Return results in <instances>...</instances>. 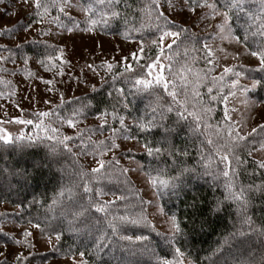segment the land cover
Returning a JSON list of instances; mask_svg holds the SVG:
<instances>
[{
    "label": "snow or ice",
    "instance_id": "snow-or-ice-1",
    "mask_svg": "<svg viewBox=\"0 0 264 264\" xmlns=\"http://www.w3.org/2000/svg\"><path fill=\"white\" fill-rule=\"evenodd\" d=\"M24 3L28 5L33 14V20L23 30L25 32L31 30L34 25H41L40 34L48 36L51 32L50 25L55 24L57 28L65 30L69 33L77 30L85 33L94 32L97 27H106L110 20L118 18L120 12L116 10V6L121 3V0H24ZM179 5V11L177 7ZM250 5L252 7H250ZM253 8L255 10H253ZM53 10L56 15L53 16ZM78 11L83 15L82 21H77L71 14L72 11ZM142 14L141 28L137 31L141 32V39L139 46L136 50L130 54L122 56L121 60H115L109 62L107 60L102 61L98 66L88 64L87 68L93 70L94 74L99 75L96 72V68H102L107 74L112 77V85L117 93V100L120 103L121 110L128 108V93L124 88H115L117 80H126L130 84L128 90L129 93L133 89L136 93L145 92L149 95H153L157 92V89L162 90L167 96L172 98L173 103L178 107L176 109L177 115L186 119L185 113L188 112V92L189 87L192 88L194 97L200 98V92L197 90L202 80L207 79L211 72L214 71V67L208 68L201 77L200 72L195 73V81H190L189 77L193 74V68L190 67L187 62L180 65L179 69L174 71V47L184 45V57L189 55V52H197L196 45L200 43V37L198 34L191 30L193 25L186 27V21L177 22L175 17L182 14L197 13L196 19L201 22L218 21L213 27L214 36L213 39H219L220 41L227 40L229 43L235 42L236 44L243 43L247 54L254 57L258 61L260 70L264 71V0H147L141 9ZM246 17L244 23L240 26V30L243 32V36L237 35V28L234 27V20H238L240 16ZM61 17L68 20V23L72 26L69 27L63 22ZM83 25V27H81ZM48 28V31H44ZM147 30L154 37L147 44L142 36V32ZM4 33H12L13 29L5 27L2 30ZM125 39L131 36V32L123 33ZM46 43V41L44 42ZM50 49L57 53V55H47L45 58L38 61V63L45 67L46 70L55 68V75L63 76V65L70 63L64 57V49L56 48L55 45H47ZM20 48L21 45H16ZM0 49L7 52L8 55L0 54V73H6L7 68L3 65L12 61L15 63V53L11 48L6 45H0ZM202 51L205 53V63L207 65H215L217 63L216 52H224L223 48H216L214 52L213 46L205 42L202 45ZM179 55V53H176ZM227 59V56L223 57ZM237 58L236 56L232 57ZM131 61L132 63H129ZM163 61H167L164 63ZM123 63V72H119L117 65ZM25 65L28 60L25 58ZM133 64L136 67H133ZM165 71L169 73V76H165ZM233 72L236 79L231 81L229 85L230 91L227 95H212L213 88H208V94L211 100L215 101L219 99L225 104L224 109V121L226 127L219 129L227 134L228 139L224 143L217 144L212 139H207L206 143L212 145L214 153L212 155H205L202 150L199 151L200 161L198 163L203 166V175L210 176L214 180H218L220 175L229 178L238 175V170L242 165L249 163L246 159H241L237 152L245 150L247 141L253 136V134H264V123L259 124L257 127H253L248 136L239 135L238 132L229 123L232 117L229 115V109L227 107L229 96L235 97L236 91L231 89H239L242 93H247L248 87L241 86L239 78L242 75L241 72H235L234 68L225 67L223 73L219 76H211V83L214 85L217 81H223L224 75ZM15 75V72L12 73ZM29 75H33L29 73ZM177 80L180 81L181 89L184 91V100L178 99ZM102 84L107 81L101 77ZM0 83L6 84L11 87V81L4 79L0 75ZM43 83L47 88V91L52 92L55 89L56 81L54 79H44ZM258 85H262L261 81H253L251 87L256 88ZM93 91H96L95 86H92ZM223 89H220L222 92ZM4 95L0 92V98ZM15 95V91H10L9 96ZM108 95H112L111 92ZM61 104L56 105V109H60L64 103L63 93H60ZM79 99V98H76ZM163 97L155 95L153 105H150L152 119L148 120L144 117H138L134 119V126L139 132H147L152 127L156 126L157 108L161 107ZM51 103V101H45ZM245 103L255 106V101H245ZM260 106L264 107V101H260ZM180 109H183L181 111ZM91 110V102L81 103L80 107L73 108L68 114H63L61 111H44L35 113L37 121L31 119L14 118L15 123L22 125H32L38 129L44 130L46 133L51 131L53 135L47 136V140H55V145H47L49 153L55 158L61 149L71 151L70 142L73 140L79 141L78 149L81 155H92L94 158L99 157L96 161L97 167L91 168L90 172H79L75 175L74 180H79V183H73L71 187H61L59 191L55 193L52 198V204L50 209H55L53 215L48 216L42 221L34 218L27 219L26 223L28 227L21 226L15 231H5L3 226H0V237L4 238L0 240V264H31L30 256L35 257V253L31 250L35 247L34 235L32 230H39L42 235L46 236L47 242L53 245V251L60 250V243L62 236L65 232L72 236L80 238L84 248H88L89 244H92L94 252L97 257L96 264H103L102 254L107 252L109 256L112 255V249L114 245L119 242H128L130 247L125 248L127 255L118 260L117 264H141V261L137 259L138 255L147 254L149 257L155 256V260L152 264H184L183 253L179 247H174L177 237L182 233L180 222L176 215H168L162 206L156 201V207L160 215L167 217V223L170 225L169 233L166 235V243L172 247L173 257L171 259L161 256H157L154 249H149L146 245L138 251L134 250L131 245L136 242H147L148 236L137 235L135 237L131 235H122L121 233L127 231V225H141L151 228L155 231V225L148 219L144 213V205H152L153 201L143 200L141 198V215L133 218L128 214H117L113 211L117 200L127 201L124 196H116L112 200H106L102 197L107 195L102 188L95 187V184H99L100 181H93L91 178L99 176L106 170L109 165H119V160L113 155L110 160H106L105 156L112 153L115 149L120 148V144L116 141L122 137L124 140L136 139L131 134L132 126L126 123L124 116L119 115L115 105H113V111L108 113L107 110L100 113L97 120L100 121L95 127L82 128L83 121L81 117L87 118L86 113ZM97 111H99L97 109ZM168 112L173 111L171 106L167 108ZM212 108H201L200 112L192 111L188 115L192 116L196 122V131L200 125L204 122L205 116H210ZM232 111H236L232 109ZM111 116L113 122H118L120 127L117 129L113 125L109 124L108 117ZM54 117L61 126L67 125L68 128L75 129L74 135H63L60 133L59 128L52 127L49 123L45 125L43 118ZM12 120H8L5 123H11ZM105 130H108L109 135L104 139H100V136H104ZM167 131V130H166ZM233 137H235L233 139ZM35 137L28 136L24 132H20L19 135H13L6 127L0 126V141L4 142V145H12L16 141H24L25 139L32 141ZM219 140H224V137H218ZM243 142V144L241 143ZM157 143H167V141H159ZM31 144H16V147L20 151H23L26 147H31ZM91 149V151H89ZM143 150L149 157H159L163 153L167 152L169 156L175 155V152L170 148L154 147L151 141H147L143 145ZM260 151H264V143L260 145ZM253 151H256L255 147L247 151L248 156L253 155ZM183 156H188L187 151L182 153ZM215 161V170H213V162ZM259 169H264V159L251 161ZM223 165V170H220V165ZM40 163H34V168L42 167ZM137 168L143 170L144 166L137 164ZM136 169H133L135 171ZM194 168H184L180 174L176 176H168L166 170L149 167L147 171H144L145 183L155 191L153 195L157 198L167 194L169 191L176 193L181 181V176L185 172H194ZM129 172V169L123 168L122 174ZM155 173V174H154ZM20 175L27 176L29 173L26 169L20 170ZM73 188L81 189L82 193L75 194ZM264 188V186H259ZM250 190V189H249ZM226 195L224 200H231L239 206L238 211L240 213L241 226H247L250 232L243 230L239 231V236L245 237V240L241 242L242 245L246 244L249 240L255 237L256 242L260 245L259 251L251 249L247 251L245 256L243 252L240 256L234 257L231 264H264V226L259 228L254 226V222L250 216L247 215L249 198L246 195V190L243 187L237 188L236 184L229 180L225 185ZM35 203V201H33ZM222 203L218 201L216 206L211 209L212 212H219L222 210ZM195 207V205H193ZM125 209V213H127ZM99 214V215H97ZM8 213H0V218L7 217ZM13 228H16L15 221ZM158 235H164L158 233ZM235 235V234H233ZM54 237V238H53ZM115 238V239H113ZM95 241V243H93ZM9 243L18 245L19 247L12 252L8 251ZM123 246V245H121ZM27 249V253L25 251ZM239 251V250H238ZM67 252L71 254L74 264H88V261L84 259L86 256L85 251H79V260H76L75 251L69 247ZM148 264V262H145ZM189 264L191 262L189 261ZM224 264H230L226 259Z\"/></svg>",
    "mask_w": 264,
    "mask_h": 264
},
{
    "label": "trees",
    "instance_id": "trees-1",
    "mask_svg": "<svg viewBox=\"0 0 264 264\" xmlns=\"http://www.w3.org/2000/svg\"><path fill=\"white\" fill-rule=\"evenodd\" d=\"M147 0H121V3L116 6V10L120 12L118 18L110 20L106 27H97V31L107 35H119L123 38V33L131 32V36L128 40L140 41L141 32L137 29L141 28L142 14L139 9ZM250 7H252L250 5ZM253 10H255L253 8ZM53 16L56 15L53 10ZM74 16V15H73ZM75 17V16H74ZM63 22L69 27L72 25L68 23V20L61 17ZM77 21H82L81 18L75 17ZM246 17L240 16L238 20H234V27L237 28V35L243 36V32L240 30V26L244 23ZM33 20V14L30 12L27 19H22L12 27V33H4L1 31L2 36L12 35L16 33L22 27H26ZM188 27L189 25H185ZM83 27V25H81ZM200 37V43L196 45L197 52H189L187 57H184V45L174 47L173 56L174 64L173 70L179 69L180 65L187 64L193 68V74L189 77L190 81H195V73L200 72L203 77L204 72L208 68L214 67V71L208 76L207 79L202 80L199 88L200 98H196L193 95L192 88L187 89L188 92V112L185 113L186 119H182L177 115V105L173 103L172 98L167 96L162 90L157 89V92L153 95L141 92L136 93L133 89L131 93L128 92L130 84L126 80H117L115 88H124L128 93V108L121 110L120 103L117 100V93L112 85V77L110 74L105 73L104 80L106 83L102 84V81L95 85L96 91L91 88L88 92L73 96L64 100V103L60 109H56V105L53 110L61 111L63 114H68L73 108L80 107V104L91 102V110L86 113L87 118L81 117L83 121L82 128H92L97 124H87L90 118L98 117L100 113L107 110L108 113L113 111V105H115L119 115H122L126 119V123L132 126L131 134L136 137L142 147L145 142L151 141L152 146L170 148L175 152V155L169 156L167 152L163 153L159 157H149L144 150L133 151L131 149L120 151L119 148L115 149L112 153L105 156L106 160H110L114 155L119 160L116 152L126 158H134L138 160L141 165L144 166L143 171H147L149 167L164 169L168 176H176L181 173L184 168H194V172H185L181 176V181L176 193L169 191L167 194L159 197L160 203L164 208V211L170 216L173 213L176 215L182 233L177 237L174 247H179L183 255L184 264H224L227 259L230 264L234 257L240 256L243 252L247 255V251L255 249L259 251L260 245L256 242L255 237L249 240L246 244L242 245L241 242L245 240V237L239 236V231L250 232L247 226L242 228L240 213L238 211L239 206L231 200H224L226 195L225 185L232 180L237 188L243 187L246 190V195L249 198V205L247 215L250 216L254 222V226L259 228L264 226V169L257 168L251 163L255 158L253 155L248 156L247 151L251 150L253 146L260 147L261 143H264V134L256 133L247 141L245 150L237 152V155L241 159L249 161L248 164L242 165L238 170V175L235 177L225 178L220 175L218 180H214L210 176L203 175V166L198 163L200 161L199 151L202 150L205 155H212L214 149L212 145L206 143L207 139H212L217 144L224 143L228 139L226 132L220 131L226 127L224 121V103L219 99L213 101L208 94V88L212 87V95H227L230 91L229 85L233 79H236L233 72H229L224 75L223 81H217L214 85L211 83V76L219 77L223 72L217 73L216 64L207 65L205 63V53L202 51L203 43L207 42L210 38L209 34L205 32L194 30ZM145 44H147L154 37L149 31L144 30L142 32ZM46 41V43H44ZM242 43V42H241ZM17 45H21L17 48L16 45L7 44L8 48H11L15 53L16 60H30L35 58L37 61L45 58L47 55H57L47 45H55L56 48H61L60 45L49 42L43 38H32L21 42ZM179 53V55H176ZM0 54L8 55L7 52L0 49ZM14 63V64H15ZM13 65L12 61L6 62L3 67L7 68L6 73H0L5 80L11 81L10 75L15 72L22 74L28 73L25 67H10ZM43 69L45 67L41 66ZM135 68L136 65L133 64ZM235 72H241L244 78L252 81H261L264 85V71L260 70L259 65H236L233 67ZM117 69L119 72H123V65L118 64ZM165 76H169V73L165 71ZM240 79V78H239ZM241 86H247L249 84L241 82ZM15 89L14 82L11 81V87L6 84L0 83V92L4 95L2 98H11L9 92ZM220 89H223L220 92ZM237 91L239 89H231ZM178 99L184 100V91L181 89L180 81L177 80ZM111 92L112 95H108ZM163 97L161 107L157 108L156 126L152 127L147 132H139L134 126V119L138 117H144L148 120L152 119L150 105H153L155 95ZM252 97L257 101H264V86L258 85L251 90ZM79 98V99H76ZM58 103L57 105H60ZM171 106L173 111L168 112L167 108ZM201 108H212L210 116L204 117V122L200 125L199 129H196V122L194 118L188 113L192 111L200 112ZM97 109L99 111H97ZM183 111V109H180ZM23 114L26 118L37 121L35 112L30 110H23ZM45 125L49 123L52 127L59 128L60 133L63 135H74L75 129L68 128L65 124L60 125L54 117L43 118ZM109 124L119 129L118 122H113L111 116L108 117ZM229 123L238 132L239 135L248 136V134L241 133L232 121ZM34 124L29 125L26 134L28 136L35 137L32 141L25 139L24 141H16L12 145H4L3 141H0V203H8L14 207L13 210L7 211L9 215L2 219L11 218L20 224H27L26 221L29 218L36 220H44L46 214L51 216L54 214L55 209H50L52 204V198L60 188L71 187L73 183L78 184L79 180H74V177L79 172H90L91 168L97 167V165H90V161H97L99 157H93L92 155H81L78 149L79 141L73 140L70 142L71 151L61 149L59 154L53 158L49 153L47 145H55V140H47L46 137L53 135L51 131L47 133L34 127ZM167 130V131H166ZM109 135L108 130H105L104 136H100V139H104ZM218 137H224V140H219ZM122 138V137H120ZM235 137H233L234 139ZM119 139V138H118ZM167 141V143H157L159 141ZM31 144V147H26L23 151H20L16 147V144ZM243 144V142H241ZM91 151V149H89ZM187 151L188 156H183L182 153ZM34 163H40L43 166L34 168ZM215 161L213 162V170H215ZM220 170H223L221 164ZM126 168L124 164L119 160V165H109L106 170L99 176L92 177L93 181L99 180V184H95V187L102 188L107 195L103 196V199L112 200L116 196H124L127 201L117 200L113 211L117 214H128L133 218L141 215V198L146 201L142 195L139 187L133 181L129 173L122 174L121 170ZM26 169L29 175H20V170ZM155 174V173H154ZM250 189V190H249ZM75 194L82 193L81 189L73 188ZM35 201V203H33ZM218 201L222 203V210L219 212H212ZM195 205V207H193ZM144 213L148 219L147 205H144ZM127 209V213H125ZM99 215V214H97ZM152 222V221H151ZM152 224H154L152 222ZM155 225V224H154ZM127 231L122 232V235H131L133 237L137 235L148 236L147 242H136L131 247L138 251L145 245L149 249H154L157 256L167 257L171 259L173 257L172 247L166 243V232L155 225V231L151 228L141 225H127ZM39 231V230H38ZM158 233L164 235H158ZM235 234V235H233ZM42 235V234H41ZM45 236V235H42ZM4 238L0 237V240ZM115 239V238H113ZM95 243V241H93ZM123 245V246H121ZM71 247L76 256L79 257V251H85L87 254L84 257L88 261V264H96L97 257L93 254L94 249L92 244H89L88 248H84L80 238L72 236L65 232L62 236L60 243V250L53 251V247L45 252L36 254L34 258L38 261H47L57 258H69L71 254L67 252V249ZM130 247L128 242H119L114 245L111 250L112 255L109 256L107 252L102 254L103 264H117L118 260L124 258L127 253L125 248ZM239 250V251H238ZM155 256L149 257L147 254L138 255L137 259L141 261V264H152L155 260ZM79 260V259H78ZM32 261V260H31ZM71 264H74L71 263Z\"/></svg>",
    "mask_w": 264,
    "mask_h": 264
},
{
    "label": "rangeland",
    "instance_id": "rangeland-1",
    "mask_svg": "<svg viewBox=\"0 0 264 264\" xmlns=\"http://www.w3.org/2000/svg\"><path fill=\"white\" fill-rule=\"evenodd\" d=\"M179 11V5L177 7ZM31 9L24 3V0H0V32L5 28H12L17 22L22 19H27ZM72 15L81 18L83 16L78 11L73 10ZM197 13L182 14L181 16L175 17L177 22L186 21L185 25H193L192 28L197 31L205 32L210 35L207 43L213 46L214 52L216 48H223L224 52H216V72H223L225 67L233 68L236 65H258L256 58L251 57L247 54L243 43L236 44L235 42L229 43L227 40L220 41L219 39H213L214 32L213 27L218 21H207L201 22L196 19ZM51 32L48 36L40 34L41 25L36 24L34 27L25 32L22 27L16 33L12 35H3L0 33V45H17L21 42L32 38H43L49 42L60 45L64 49V57L70 63L63 65V76L55 75L56 69L51 68L49 70L43 69L35 58L28 60L27 65L23 60H16L17 62L10 67H25L28 73L22 74L20 72L11 74L10 79L15 84V95L11 98L0 99V126L6 127L8 131L13 135H19L20 132L26 133L29 125L17 124L14 118L28 119L24 116L23 110H30L32 112H44L52 111L53 107L61 102L60 93H63L64 100L69 99L73 96L88 92L92 86L97 85L101 82V77L104 78L105 70L102 68H96V72L99 75L94 74L93 70L87 68L88 64L98 66L102 61H113L121 60L122 56L130 54L136 50L139 46V41L128 40L119 35H107L100 33L95 30L92 33H85L79 30L69 33L65 30L57 28L55 24L50 25ZM44 31H48L45 28ZM227 56V59L223 57ZM237 58L233 59L232 57ZM167 63V61H163ZM129 63H132L129 61ZM123 65V63H120ZM32 73L33 75H29ZM165 74V73H164ZM44 79H54L56 81L55 89L52 92L47 91L48 87L43 83ZM241 82H245L250 85L247 93H242L240 90L236 91V96L228 98L227 107L229 109V115L232 117V122L235 124L237 129L247 134L251 132L253 127H257L259 124L264 123V107L260 106V102H257L251 95L252 80L246 79L240 76ZM255 101L256 104L253 107L245 101ZM45 101H51L46 103ZM225 109V105H224ZM235 109L236 111H232ZM8 120H12L11 123H5ZM98 124L97 117L90 118L87 124ZM120 144V151H126L131 149L133 151H142L143 147L141 143L136 139L124 140L119 138L116 141ZM260 147L253 151V156L259 160L264 159V151L259 150ZM119 160L124 166L129 169V175L139 187L142 195L147 200H152V205H147L149 218L151 221L160 229L169 232L170 225L167 223V217L160 215L156 201L158 200L161 205L159 198L153 195L154 189L150 188L144 181V171L137 168V164L141 163L134 158H126L116 152ZM90 165H97L96 161H90ZM133 169H136L133 171ZM14 207L8 203H0V213L13 210ZM13 219L6 218L0 220V226H3L5 231H15L21 226L20 223L15 221L16 228H13ZM23 227H28L27 224H22ZM34 235L35 247L31 250L33 253L39 254L45 252L53 247L52 244L47 242L46 236H42L38 230H32ZM54 238V237H53ZM19 246L9 243L8 251H15ZM3 249H0L2 251ZM27 253V249H25ZM31 264H71L73 263L72 257L69 258H57L50 259L47 261H38L36 258L29 257ZM79 257L76 256V260Z\"/></svg>",
    "mask_w": 264,
    "mask_h": 264
}]
</instances>
